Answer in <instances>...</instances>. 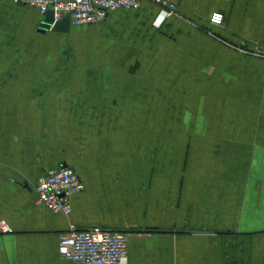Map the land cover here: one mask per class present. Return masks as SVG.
Instances as JSON below:
<instances>
[{
    "label": "crops",
    "instance_id": "1",
    "mask_svg": "<svg viewBox=\"0 0 264 264\" xmlns=\"http://www.w3.org/2000/svg\"><path fill=\"white\" fill-rule=\"evenodd\" d=\"M164 1L45 33L0 1V264H76L72 225L128 232L124 264H264V0ZM60 166L69 215L34 191Z\"/></svg>",
    "mask_w": 264,
    "mask_h": 264
},
{
    "label": "built area",
    "instance_id": "2",
    "mask_svg": "<svg viewBox=\"0 0 264 264\" xmlns=\"http://www.w3.org/2000/svg\"><path fill=\"white\" fill-rule=\"evenodd\" d=\"M1 1V0H0ZM18 3L36 8L43 16L53 11L54 22L70 16L75 26L91 25L103 21L107 15L117 9H138L146 2L160 5L158 23L171 15L175 5L164 0H15ZM222 14H215L212 22L221 24ZM256 55H264L262 48L254 46ZM84 184L77 172L70 166L50 168L34 185L38 201L55 212H72L70 199L81 192ZM13 229L0 221V233H12ZM2 243L0 241V249ZM59 254L76 264H124L129 254V233L125 230L95 226L80 229L72 225L61 236Z\"/></svg>",
    "mask_w": 264,
    "mask_h": 264
},
{
    "label": "water",
    "instance_id": "3",
    "mask_svg": "<svg viewBox=\"0 0 264 264\" xmlns=\"http://www.w3.org/2000/svg\"><path fill=\"white\" fill-rule=\"evenodd\" d=\"M71 29V19L70 16H65L60 21L54 22V13L53 11H48L42 23L40 24L39 32L45 33L48 30L60 31V32H69Z\"/></svg>",
    "mask_w": 264,
    "mask_h": 264
},
{
    "label": "rangeland",
    "instance_id": "4",
    "mask_svg": "<svg viewBox=\"0 0 264 264\" xmlns=\"http://www.w3.org/2000/svg\"><path fill=\"white\" fill-rule=\"evenodd\" d=\"M58 42H63L62 40H60V41H58ZM73 41H70L69 39H66L65 40V45H64V49L62 50V52H54V56L57 58L58 57V55L60 56V54H61V57H62V55H65V59H70V57H69V55H70V53H72V49H73ZM84 46V45H83ZM248 47L249 46H247V45H245V44H243L242 45V48L243 49H245V48H247L248 49ZM254 49V46L252 45V47H251V50H253ZM249 53H251L252 51H249V50H247ZM58 53V54H57ZM36 59V58H35ZM88 60V55L87 56H85V55H82V60H83V62H84V60ZM67 62H70V61H67ZM71 62H73V61H71ZM49 63H51V64H54V63H58L57 61H55V59H53V57L52 56H49Z\"/></svg>",
    "mask_w": 264,
    "mask_h": 264
}]
</instances>
